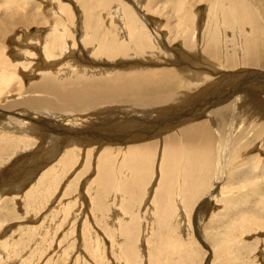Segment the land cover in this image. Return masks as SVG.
I'll list each match as a JSON object with an SVG mask.
<instances>
[{"label":"bare ground","instance_id":"6f19581e","mask_svg":"<svg viewBox=\"0 0 264 264\" xmlns=\"http://www.w3.org/2000/svg\"><path fill=\"white\" fill-rule=\"evenodd\" d=\"M45 4L34 14L33 7L8 0L9 13L0 17V156L12 154L8 161L1 156L4 163L24 156L27 147L40 155L57 144L65 150L35 164L27 177L43 173L46 184L54 183L79 156L84 166L92 162L94 183L89 176L85 186L116 192V198L105 200L98 192L82 193L84 207L93 210L95 202L104 207L114 199L113 214L124 219V177L132 176L129 189L137 197L135 184L148 177L152 162L157 178L152 187L148 182L137 215L145 242L151 237L148 225L165 226L172 209H177L173 223L182 230L184 209L196 193L203 196L194 219L227 187L225 208L235 206L242 194L258 193L261 185L256 186L264 181V0H101L92 8L81 0ZM197 53L216 65H207ZM80 54L89 56L90 65H101L93 62L100 58L113 67L98 77L60 78L36 70L55 69ZM19 115L32 118L24 122ZM72 144L81 146L79 153L69 149ZM209 166L214 168L207 187ZM239 173V181H231ZM9 195L4 199L23 201ZM107 218L114 222L112 214ZM259 225L249 217L241 223ZM195 235L205 245L199 228ZM171 238L164 245L171 259L155 264H176L173 255L184 247Z\"/></svg>","mask_w":264,"mask_h":264},{"label":"rangeland","instance_id":"374dc122","mask_svg":"<svg viewBox=\"0 0 264 264\" xmlns=\"http://www.w3.org/2000/svg\"><path fill=\"white\" fill-rule=\"evenodd\" d=\"M16 2L23 8L30 9L33 7L34 14H37L38 11L44 9L46 6L45 0H16ZM81 2L90 8L98 3L101 4V0H81ZM53 4L54 6H62V0H53ZM108 8H110V5L107 6L104 13L105 16L109 14ZM99 9H102L101 5ZM9 10L8 0H0V17L8 14ZM68 10H70L69 7ZM98 10L96 11V15L100 17ZM86 14L88 17L87 12ZM198 55L199 53H197ZM85 57L89 58L86 54H80L76 56V60H70L65 64L58 65L55 69H50V66H48L46 69L38 68L36 70L56 75L60 78L71 77L74 73H81L88 77H98L113 67L112 62L100 61V58L93 62H100L101 65H90L89 60ZM199 59L209 66L216 65L206 57H199ZM196 68L208 70V67L205 66H197ZM168 107H172L175 111L177 110L176 105ZM0 115H2L1 111ZM26 117L19 115L18 119L30 122ZM29 118H32V116ZM0 133L2 134V130H0ZM15 134L13 137H17ZM17 135L21 138L20 134ZM19 144L20 142L15 146ZM56 145H52L51 149H42L40 155H38L39 150L32 155L30 153L32 150L27 149L31 147L34 149V147H27L26 151L29 152L26 153L24 151V156L17 158L18 160H13L12 163H4L5 160H3L7 159L8 154L10 157L12 156L10 151L6 155H1L5 156L3 159L0 156V194H7L4 198H10L12 195L9 194H15L14 196L20 195L17 200H23L21 201V204L23 203L21 205L20 203L13 202L11 199H4L3 195L2 198L0 197V264H155L156 261H168L167 259L170 256H168L164 245L167 241H170L171 237H174L171 239L179 238V241H181L179 243L184 247L181 252L179 251L173 255L172 261L174 260L173 262L176 264H264V198L261 197L264 196V181L256 186L259 187L261 185V189H259L256 195H252V191L242 194L240 197L238 194L237 197L239 198L236 199L237 203L235 206L225 208L223 203L225 204V201L228 199L227 195L230 194L226 191L231 190L227 187L223 191L224 195H220L221 197L216 195L205 203L201 212L196 214L194 219L195 206L203 196V193H196L197 195L195 194L193 200L188 203L189 209H184L187 211V220L185 219L186 222L183 221L185 223L182 222V226L180 227L182 230L178 232V225L173 223V216L177 212V209H172L173 212L168 218L169 223L167 222L165 226H155L152 221L149 222L147 219V222H152L153 226L152 224L148 225V230L150 231L151 229V237L147 235V241L145 242L144 239L140 238L143 235V224L141 220H138L137 215L142 205H145L143 204V200H146L148 182H151L150 186L152 187L151 184L155 183V179L157 178L155 175L157 174L156 169L152 170L155 165L153 166L152 162H150L148 177L141 181V183L135 184L137 188L139 186L138 190H140L138 196L135 198H132L133 191L129 189L132 176H127V179L124 177L125 181L122 184H126L127 186L120 190L124 191V195H126L124 196L125 201L123 200L125 210L123 207H120L123 214L125 211V218L123 219V215L116 217L113 214L115 210L113 208L116 207L114 199L110 203H106V207H102L101 204V206H98V202L92 204L93 210L89 207H84L82 193L91 192L94 197L95 193L97 194L98 192L100 193L99 197H104L105 200L109 196L116 198V195H114L116 192L109 191V189H100L98 186L91 187L89 184L85 186L84 182L86 179H89V176L92 178V183H94V175L91 168L92 162L84 166L79 156L74 160L73 164L66 167L55 178L54 183L50 180L51 183L49 185L48 183L46 184L45 181L49 180L43 173L41 176L38 173L37 177H33L34 179L30 176L31 179L27 177L28 174L32 173V169L34 171V168H37L35 164L39 162L46 163L54 155L58 157V151L65 150V148ZM53 146L58 149H53ZM80 147L79 145L72 144L69 149L71 151L76 150L75 152L79 153ZM18 149L21 150L20 148ZM54 151L56 152L54 153ZM47 154L50 156H46ZM157 158L158 155H156V160H158ZM209 167L208 180H206L207 187L211 183L212 168L214 166ZM76 171L78 174L74 176ZM151 171L153 172L152 176H150ZM257 172V169L253 170L254 174H257ZM241 174L239 173L235 177H232L231 181H239ZM65 175L67 177L73 176L70 179L67 178L62 181ZM28 187H31V190H28ZM34 187L37 188L36 191L33 190ZM38 190L42 194L35 195ZM131 193L132 195H130ZM173 196L175 197V194ZM232 202L234 203L235 201ZM246 203L247 205H245ZM109 204L112 205L110 206ZM19 206H22L21 211H23L21 213H18L20 212L18 211ZM106 212L108 217L112 214L113 218H115L114 222L110 224L106 222L108 219L107 216L106 220L104 218ZM148 214L150 213L147 212V216ZM247 217L253 218L255 222L257 221L261 225L253 228L242 227L241 223ZM259 220L262 221L259 222ZM196 228H199L203 234L202 237L205 239V245L197 241L195 235ZM158 249H163V258L157 255ZM127 251L129 253H126Z\"/></svg>","mask_w":264,"mask_h":264},{"label":"flooded vegetation","instance_id":"af4514ba","mask_svg":"<svg viewBox=\"0 0 264 264\" xmlns=\"http://www.w3.org/2000/svg\"><path fill=\"white\" fill-rule=\"evenodd\" d=\"M198 56L204 58V57H203L202 55H200V54H199Z\"/></svg>","mask_w":264,"mask_h":264}]
</instances>
